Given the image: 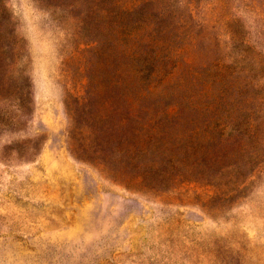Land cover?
I'll return each instance as SVG.
<instances>
[{
	"label": "rangeland",
	"instance_id": "obj_1",
	"mask_svg": "<svg viewBox=\"0 0 264 264\" xmlns=\"http://www.w3.org/2000/svg\"><path fill=\"white\" fill-rule=\"evenodd\" d=\"M2 1L0 264H264V0Z\"/></svg>",
	"mask_w": 264,
	"mask_h": 264
},
{
	"label": "trees",
	"instance_id": "obj_2",
	"mask_svg": "<svg viewBox=\"0 0 264 264\" xmlns=\"http://www.w3.org/2000/svg\"><path fill=\"white\" fill-rule=\"evenodd\" d=\"M12 26L10 25V14L7 11V8L2 0H0V34L12 36ZM14 43V44H13ZM5 43L0 39V62L6 63L8 60L13 57V50L16 48V53L20 54V45L16 47L15 42ZM15 63V61H14ZM81 98V97H80ZM80 100L77 97V101ZM78 103V102H76ZM133 119V118H132ZM211 124L212 122H208ZM225 123L223 122V129L219 134V137L215 140L212 136H206L207 128H201L197 131H194V136H191L189 143L185 144L179 142L177 146L174 147V150L177 153L176 158L174 159V165L177 169H185L186 171L190 170L197 177L205 175V177L211 179V183L214 185L215 190L214 194H221L223 198L229 197L230 194L224 193L220 187V183L217 182L225 173L229 172L230 168L236 166L233 158H228L226 152L221 149V144L226 140L223 137V132L226 129ZM78 131L77 134H83L79 124H75ZM209 126V125H208ZM253 124H248L247 127L252 128ZM209 128V127H208ZM142 131V130H141ZM135 131L131 129V132H128L129 135L125 137H120L115 141V145H121L124 142L130 140V134L135 135ZM150 139V137H148ZM93 163V161H88ZM102 164L103 172L110 171L109 162H99ZM240 174V171L238 172ZM217 180V181H216ZM209 181V180H208ZM216 181V182H215Z\"/></svg>",
	"mask_w": 264,
	"mask_h": 264
}]
</instances>
